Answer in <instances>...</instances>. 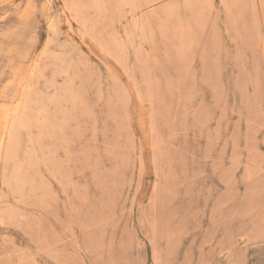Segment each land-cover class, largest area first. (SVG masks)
Masks as SVG:
<instances>
[{
  "label": "rangeland",
  "instance_id": "obj_1",
  "mask_svg": "<svg viewBox=\"0 0 264 264\" xmlns=\"http://www.w3.org/2000/svg\"><path fill=\"white\" fill-rule=\"evenodd\" d=\"M68 1L0 0V264H264V0Z\"/></svg>",
  "mask_w": 264,
  "mask_h": 264
},
{
  "label": "bare ground",
  "instance_id": "obj_2",
  "mask_svg": "<svg viewBox=\"0 0 264 264\" xmlns=\"http://www.w3.org/2000/svg\"><path fill=\"white\" fill-rule=\"evenodd\" d=\"M1 1H3V0H1ZM10 1V0H9ZM63 1H65V0H63ZM66 1H68V0H66ZM63 3V2H62ZM65 3V2H64ZM68 3L70 4V1H68ZM68 3H65L66 5L68 4ZM66 5H65V7H66ZM64 6V5H63ZM67 6H69V5H67ZM71 6V5H70ZM70 8V7H69ZM54 9V8H53ZM6 10V9H5ZM56 11V10H55ZM63 11V10H62ZM69 12H70V10H69ZM13 13V12H12ZM49 13V12H48ZM57 13V12H56ZM64 13V12H63ZM54 16V15H53ZM53 16H47L46 17V24L47 25H49L50 26V28H51V30H52V28L54 27V25H55V22H56V20H58L57 19V17H53ZM58 17H59V14H58ZM66 20V19H65ZM67 22V21H66ZM75 22H76V20H75ZM48 26V27H49ZM62 27V26H61ZM50 28H49V30H50ZM70 28H71V26H70ZM57 29V28H56ZM58 30V29H57ZM55 31V30H54ZM71 31V30H70ZM78 33H79V30L77 31ZM57 33H58V31H57ZM49 34V33H48ZM50 35V34H49ZM68 36V35H67ZM83 36V35H82ZM81 42V41H80ZM49 44V43H48ZM51 45V44H50ZM58 46V45H57ZM56 46V47H57ZM44 47V46H43ZM55 47V48H56ZM28 48V47H27ZM27 48H16V49H13V50H11V51H9V54L11 55V58H12V60L13 61H20V59H18V58H20L22 55H30V50L29 49H27ZM58 48V47H57ZM40 53H42V52H40ZM53 54V53H52ZM58 54V53H57ZM41 55V54H40ZM25 57H27V56H25ZM49 57V56H48ZM39 58H41V57H39ZM39 58L37 57L36 59H34L33 60V66L36 68V66L38 65V62H39ZM44 59H46V58H44ZM21 62V61H20ZM48 62H46V64H47ZM48 65V64H47ZM43 66V65H42ZM37 68H38V66H37ZM42 68V67H41ZM43 69H45V66H43ZM35 72V71H34ZM6 84H7V86L8 87H11V90H12V94L10 95V94H8L5 90H3V91H0V98L1 99H3V100H5V101H9L10 100V102H12V104H15L16 106H18V105H24V102H26L25 101V92L23 91V90H26V89H28V85L26 84V86L24 85V83H23V80H22V78L20 77V76H18V77H11L10 79H8V81L6 82ZM24 85V86H23ZM22 86L24 87V89L22 88ZM23 89V90H22ZM30 93V92H29ZM24 107V106H23ZM27 107V106H26ZM29 107V106H28ZM29 109V108H28ZM24 110V109H23ZM30 110V109H29ZM28 110V111H29ZM26 111H27V109H26ZM12 112V111H11ZM24 113V112H23ZM9 115V114H8ZM25 115H26V113H25ZM27 115H28V113H27ZM33 120V119H32ZM33 122V121H32ZM10 124V123H9Z\"/></svg>",
  "mask_w": 264,
  "mask_h": 264
}]
</instances>
